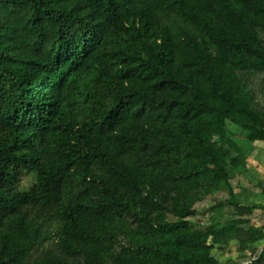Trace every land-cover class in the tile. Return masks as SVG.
Instances as JSON below:
<instances>
[{
	"label": "trees",
	"instance_id": "1",
	"mask_svg": "<svg viewBox=\"0 0 264 264\" xmlns=\"http://www.w3.org/2000/svg\"><path fill=\"white\" fill-rule=\"evenodd\" d=\"M252 75L264 0H0V264H221L263 241L232 185L230 128L264 142ZM221 193L236 219L194 221Z\"/></svg>",
	"mask_w": 264,
	"mask_h": 264
},
{
	"label": "rangeland",
	"instance_id": "2",
	"mask_svg": "<svg viewBox=\"0 0 264 264\" xmlns=\"http://www.w3.org/2000/svg\"><path fill=\"white\" fill-rule=\"evenodd\" d=\"M249 85L255 93L257 101L264 105V75H252L248 77ZM233 139L240 146L246 158V170L232 179V185L238 194V201L243 204L256 203L264 208V142H253L235 127L230 128ZM30 177H23L22 183L29 182ZM226 193L211 197L197 205L198 214L194 221L208 225L220 217L219 226H224V221L236 219V214L227 206L221 207L216 213L211 212V207L217 202L227 199ZM256 210L251 216L246 217L250 224L236 228L241 234H245L250 227L264 231V209ZM217 215V216H216ZM213 254L221 264H251L259 255L264 254V240L242 248L238 240H233L226 248H215Z\"/></svg>",
	"mask_w": 264,
	"mask_h": 264
}]
</instances>
